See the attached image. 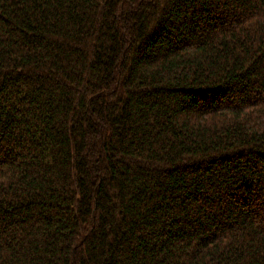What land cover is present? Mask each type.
<instances>
[{"label":"trees","instance_id":"16d2710c","mask_svg":"<svg viewBox=\"0 0 264 264\" xmlns=\"http://www.w3.org/2000/svg\"><path fill=\"white\" fill-rule=\"evenodd\" d=\"M0 264H264V0H0Z\"/></svg>","mask_w":264,"mask_h":264}]
</instances>
